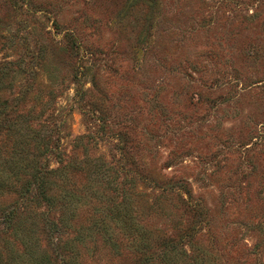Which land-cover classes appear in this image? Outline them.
<instances>
[{"label":"rangeland","instance_id":"1","mask_svg":"<svg viewBox=\"0 0 264 264\" xmlns=\"http://www.w3.org/2000/svg\"><path fill=\"white\" fill-rule=\"evenodd\" d=\"M0 20L14 43L0 40V62L18 58L22 40L73 41L68 55L53 47L49 70L63 84L39 106L65 118L67 154L104 123L87 153L128 172L114 200L125 196L153 242L182 238L203 264H264V0H0ZM120 245L96 244L97 257L87 245L84 260L136 264Z\"/></svg>","mask_w":264,"mask_h":264},{"label":"trees","instance_id":"2","mask_svg":"<svg viewBox=\"0 0 264 264\" xmlns=\"http://www.w3.org/2000/svg\"><path fill=\"white\" fill-rule=\"evenodd\" d=\"M9 38L0 34L3 46L8 42L13 47ZM64 40L57 47L22 40L21 55L0 62V264H99L96 258L84 260L82 250L91 245L96 255L99 243L115 254L121 240L136 251V264H203V256L193 257L181 246L182 238L153 242L150 231L137 224L125 196L114 200L118 175L123 173L124 182L128 172L104 169L87 153L94 138L101 140L105 134L103 122L98 120L96 128L74 137L71 153H65V118L48 112L47 105L39 106L45 93L50 96L63 84V77L51 76L49 57L53 47L69 54L73 41L66 36ZM76 93L83 95L80 90ZM66 109L68 115L71 106ZM82 115L88 119L87 112ZM77 150L83 151L80 159ZM101 185L105 188L98 195L92 189ZM106 190L113 196L105 199L100 213ZM83 207L91 210L86 224L79 222L77 214Z\"/></svg>","mask_w":264,"mask_h":264}]
</instances>
